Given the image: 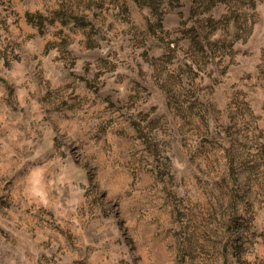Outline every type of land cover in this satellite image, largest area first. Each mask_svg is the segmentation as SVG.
Listing matches in <instances>:
<instances>
[{"label":"rangeland","instance_id":"rangeland-1","mask_svg":"<svg viewBox=\"0 0 264 264\" xmlns=\"http://www.w3.org/2000/svg\"><path fill=\"white\" fill-rule=\"evenodd\" d=\"M0 264H264V0H0Z\"/></svg>","mask_w":264,"mask_h":264}]
</instances>
